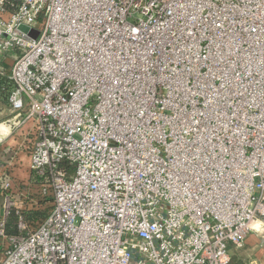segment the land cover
Listing matches in <instances>:
<instances>
[{
    "label": "built area",
    "instance_id": "obj_1",
    "mask_svg": "<svg viewBox=\"0 0 264 264\" xmlns=\"http://www.w3.org/2000/svg\"><path fill=\"white\" fill-rule=\"evenodd\" d=\"M15 1L5 130L34 122L53 207L11 236L6 195L0 264H231L264 219V0Z\"/></svg>",
    "mask_w": 264,
    "mask_h": 264
},
{
    "label": "crops",
    "instance_id": "obj_2",
    "mask_svg": "<svg viewBox=\"0 0 264 264\" xmlns=\"http://www.w3.org/2000/svg\"><path fill=\"white\" fill-rule=\"evenodd\" d=\"M13 60V54L4 57V64L9 68L2 71L7 77ZM12 118L10 105L6 107L0 103V132L2 129L4 133V142L0 147V219L5 216L6 195L11 194L16 208L21 209L23 200L28 199L30 194L29 187L33 178L30 157L35 140L34 122L28 121L10 133L5 128ZM8 182L10 188L5 190ZM253 227L255 228L247 237L243 248L231 247V264H264V219L256 221ZM5 247V242L0 239V261Z\"/></svg>",
    "mask_w": 264,
    "mask_h": 264
},
{
    "label": "trees",
    "instance_id": "obj_3",
    "mask_svg": "<svg viewBox=\"0 0 264 264\" xmlns=\"http://www.w3.org/2000/svg\"><path fill=\"white\" fill-rule=\"evenodd\" d=\"M15 3L17 5L18 1L16 0ZM4 57L0 55V103L8 107L9 97L14 85L2 71L5 68H9L4 64ZM61 167L70 175L74 172L73 167L66 162H63ZM45 185H47L45 178H41L33 172L32 182L29 187L30 194H26L28 199L23 200L21 209L13 208L7 219L6 232L8 235L19 236L23 234L18 229L20 217L23 218L30 230H36L49 215L53 207V194L51 189L46 194L43 193Z\"/></svg>",
    "mask_w": 264,
    "mask_h": 264
},
{
    "label": "water",
    "instance_id": "obj_4",
    "mask_svg": "<svg viewBox=\"0 0 264 264\" xmlns=\"http://www.w3.org/2000/svg\"><path fill=\"white\" fill-rule=\"evenodd\" d=\"M21 30H22L24 33H27V32H28V29L25 28V27H21ZM35 34H36L35 31H32V32H31V35H32V36H35Z\"/></svg>",
    "mask_w": 264,
    "mask_h": 264
},
{
    "label": "bare ground",
    "instance_id": "obj_5",
    "mask_svg": "<svg viewBox=\"0 0 264 264\" xmlns=\"http://www.w3.org/2000/svg\"><path fill=\"white\" fill-rule=\"evenodd\" d=\"M255 228V227H254Z\"/></svg>",
    "mask_w": 264,
    "mask_h": 264
}]
</instances>
